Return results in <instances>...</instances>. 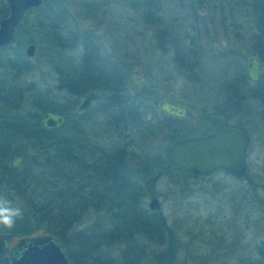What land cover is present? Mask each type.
Here are the masks:
<instances>
[{
	"label": "trees",
	"instance_id": "trees-1",
	"mask_svg": "<svg viewBox=\"0 0 264 264\" xmlns=\"http://www.w3.org/2000/svg\"><path fill=\"white\" fill-rule=\"evenodd\" d=\"M132 1L146 6L145 12L139 13L141 19L154 27V38L165 52L169 28L155 13L160 0ZM241 1L250 14L248 51L264 62V0ZM6 13L0 0V18ZM67 16L60 3L43 0L38 8L23 14L13 41L0 47L7 51L0 54V192L11 191L17 200L14 207L23 213L14 227H0V233L18 236L44 229L62 245L70 264H175L166 248V220L159 211L145 207L144 198L155 175L173 174L178 182L186 173L168 164L161 151L146 154L139 150L137 160H133L122 146H105L90 124L91 116L101 111L109 97L123 103L118 108L121 128L133 125L140 130L141 139L152 135L169 144L184 138L189 134L183 129L185 118L160 111L148 116V100H122V70L100 52L91 31L80 35L67 32ZM26 42L35 45V56H42L55 74V88L73 100L58 103L50 89L22 82L35 57L28 58L21 51ZM76 47L77 54H71ZM9 48L12 51L8 52ZM174 57L179 60L181 56L175 52ZM239 62L234 67L243 87L247 78ZM262 80L260 94L254 95L264 104ZM232 82L225 78L221 83L224 90L229 89L224 103L232 98ZM93 89L99 91L95 108L77 114L75 99ZM26 104L30 111L24 117L17 116ZM43 112L62 116V123L45 127ZM16 156L20 165L12 172L9 163ZM84 217L86 227L75 229ZM260 256L264 262V252L260 251ZM258 261L249 256L244 264ZM0 264H6L4 257Z\"/></svg>",
	"mask_w": 264,
	"mask_h": 264
},
{
	"label": "rangeland",
	"instance_id": "rangeland-1",
	"mask_svg": "<svg viewBox=\"0 0 264 264\" xmlns=\"http://www.w3.org/2000/svg\"><path fill=\"white\" fill-rule=\"evenodd\" d=\"M47 2L62 5L68 15L67 32L80 35L91 31L100 52L120 67L124 76L122 100L133 101L139 97L140 86L147 85L155 90L148 100V116L159 112L156 106L159 99L183 108V129L189 133L186 137L201 135L218 120L216 111L224 105L226 92L229 93L221 85L225 78L232 79L231 87L241 85L234 65L238 60L243 68L249 58L251 30L250 14L241 0H160L155 13L169 28L165 52L154 38V27L141 19L139 13L145 12L144 5L132 0ZM27 44L21 46L22 52ZM77 50L76 47L70 53L76 55ZM36 51L35 47L33 56ZM175 52L181 56L179 60L175 59ZM6 53L0 49V54ZM31 64L23 83L35 82L38 87L50 89V95L58 103L73 100L71 95L55 88V74L42 56H35ZM242 86L245 91L261 90V86L255 87L248 80ZM93 91L99 94L98 90ZM258 97L242 103L238 119L246 120L241 112L248 108L252 109L250 114L259 109L253 106H260ZM105 100L101 111L91 116L90 124L102 144L122 146L133 160H137L139 150H145L146 154L157 150L164 156L168 145L165 141L152 135L141 139L140 130L133 125L121 128L118 108L123 103L112 102L110 97ZM29 109L26 104L17 116H26ZM250 151L247 179L216 172L204 179L199 190L190 191L185 187L187 174L178 182L173 174L152 177V189L144 198V206L150 198L157 199V211L165 218L169 230L166 248L172 262L244 264L253 256L259 260L258 264H264L260 256V251L264 252V194L254 188L264 181V145L259 138L254 140ZM87 223L84 217L75 229L84 228Z\"/></svg>",
	"mask_w": 264,
	"mask_h": 264
},
{
	"label": "water",
	"instance_id": "water-1",
	"mask_svg": "<svg viewBox=\"0 0 264 264\" xmlns=\"http://www.w3.org/2000/svg\"><path fill=\"white\" fill-rule=\"evenodd\" d=\"M43 0H4L7 15L0 19V47L9 45L15 34L23 14L38 8ZM24 55L31 58L35 52V45L28 43L24 48ZM247 77L255 81L259 75H264V63L251 56L244 64ZM155 93L154 88L141 85L138 95L142 100H149ZM99 100V94L93 90L79 95L74 101L77 114L91 112ZM157 109L167 115L183 118L184 109L168 100L159 99ZM43 125L47 128L59 126L62 116L43 112ZM247 135L239 125L220 123L214 131L207 135L184 137L170 142L164 151L168 164L179 167L188 176L185 187L190 191H197L202 186V177L214 171L221 170L233 177H240L245 171L244 150ZM20 157H14L9 168L12 172L19 169ZM264 193V183L261 185ZM14 206L16 197L11 191L5 190L1 194ZM156 198H150L147 203L149 210L158 209ZM4 257L6 264H70L62 245L49 232L37 229L27 235L15 236L11 233H0V257ZM180 264H186L182 262Z\"/></svg>",
	"mask_w": 264,
	"mask_h": 264
},
{
	"label": "flooded vegetation",
	"instance_id": "flooded-vegetation-1",
	"mask_svg": "<svg viewBox=\"0 0 264 264\" xmlns=\"http://www.w3.org/2000/svg\"><path fill=\"white\" fill-rule=\"evenodd\" d=\"M3 2H4V0H3ZM4 5H5V3H4ZM6 15H7V13H6ZM251 56L260 60L253 53H250L249 57H251ZM261 62L264 63L263 61H261ZM243 70H244V65H243ZM246 78H247L246 80H248L249 82L254 84L255 87H258V86L262 85V83H263L262 79L264 78V75H259L255 81L250 80L247 77V75H246ZM245 83H246V81L243 84H245ZM255 87H254V90H255ZM233 90H234V92H232L231 101L228 104H225L223 102L224 105L220 106L219 109L216 111V115L218 116V120L215 122L213 127L211 125L210 127H207L204 131H202L201 135L203 136V135H207V134L212 133L214 131V129L216 128V126L220 123H227V124H231V125L241 126L247 135V143H246L245 150H244V161H245V165H246L244 173L240 177H233V176H231V175H229V174H227L221 170L214 171L212 173H216V172L224 173V174L229 175L230 177H232L234 179H247L249 176V174H248V171H249L248 160L249 159L248 158H249V155L251 152L250 147H251V145H253L254 140H256L258 138H259L260 144L264 145V104H263L261 98L258 97L259 100H257V102L259 103L258 105H260V106H257V105H253V106L258 107L259 109L253 110L252 114H250V112H249L250 110H252L251 108H248L246 111H242L241 112L242 113V119L244 117V118H246V120L243 119L244 121L243 120L241 121L240 119H238V114H237L238 110H240V107L242 106V103L244 101L250 102L252 99L256 100L253 98V96H255L254 95L255 92L252 91L253 88L251 90L249 89L248 91L247 90L245 91L243 89V87H241V86L240 87L235 86L233 88ZM256 94L259 95L260 91ZM212 173H210L209 175H211ZM207 176L202 177V184L204 182V179ZM262 183H264V181ZM262 183L256 184L254 186V188L255 189L258 188L261 190ZM261 192H262V190H261Z\"/></svg>",
	"mask_w": 264,
	"mask_h": 264
},
{
	"label": "clouds",
	"instance_id": "clouds-1",
	"mask_svg": "<svg viewBox=\"0 0 264 264\" xmlns=\"http://www.w3.org/2000/svg\"><path fill=\"white\" fill-rule=\"evenodd\" d=\"M22 215L19 207H14L6 198L0 197V227L11 229Z\"/></svg>",
	"mask_w": 264,
	"mask_h": 264
}]
</instances>
